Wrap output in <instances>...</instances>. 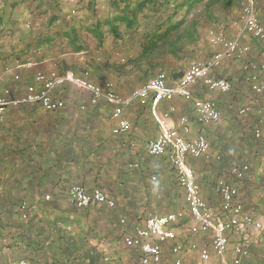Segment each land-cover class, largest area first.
Masks as SVG:
<instances>
[{"label": "crops", "instance_id": "crops-1", "mask_svg": "<svg viewBox=\"0 0 264 264\" xmlns=\"http://www.w3.org/2000/svg\"><path fill=\"white\" fill-rule=\"evenodd\" d=\"M243 2L0 0V95L24 94L38 72L73 71L95 82L111 81L120 95L130 98L134 89L160 71L183 74L187 65L176 60L186 55L185 50L193 61L223 50V45L203 43L202 24L207 17L211 34L238 38L250 50L244 57L224 58L210 71L231 81L229 92L208 89L202 82L192 86L194 97L216 103L220 119L199 122L193 100L180 96L174 102L163 100L158 110L168 113L169 125L186 138L204 135L209 141L206 153L188 158L208 204L219 210L218 182L231 181L239 187L245 210L264 223V143L249 138L253 127L254 136L264 137V92L252 89L256 97L244 99L246 87L234 82L236 71L243 79L247 73L237 62H264V38L245 32L244 23L235 17ZM256 9L264 24V0H256ZM260 73L264 82V70ZM179 77L172 81L168 76L169 83L175 84ZM54 94L65 100L63 108L47 110L38 103L10 106L0 119V264L15 259L42 264H140L136 250L124 243L121 219L143 224L149 212L180 209L169 204L175 197L169 183L179 184L168 155L148 152L149 140L160 133L150 105L129 99L124 116L132 128L117 134L113 128L118 121L104 100L92 104L89 94L71 83L57 87ZM178 101L192 106L180 108ZM182 115L189 117V131L180 121ZM237 163L250 165L243 179L231 174ZM153 176L161 181L156 188ZM76 183L102 188L116 201L115 207L74 205L69 189ZM23 202L28 204L25 218L20 210ZM178 230V240L186 245L201 238L210 243L208 235L185 237L181 226ZM242 240L250 248L242 264H264V228L232 233L230 257H235L234 245ZM172 242L163 243L168 263L174 258ZM197 257L190 249L182 253L184 264H195Z\"/></svg>", "mask_w": 264, "mask_h": 264}, {"label": "built area", "instance_id": "built-area-1", "mask_svg": "<svg viewBox=\"0 0 264 264\" xmlns=\"http://www.w3.org/2000/svg\"><path fill=\"white\" fill-rule=\"evenodd\" d=\"M244 31L257 37L264 38V24L260 21L256 0H246L243 7ZM2 23L0 22V29ZM213 44L223 45V50L215 52L205 60L193 61L180 79L171 84L168 74L160 71L157 75L134 89L130 98L120 95L111 81L95 82L89 78L76 74L73 71L58 73L52 71L48 74L38 72L35 82L27 86L26 92L19 96L10 94L0 95V119L4 111L10 106H19L28 103H38L47 110H58L65 106V100L56 97L54 91L64 83H71L76 88L85 91L90 96V102L98 105L104 100L112 108V117L117 119L113 132L120 134L131 130L132 124L124 116L129 99H137L142 105H150L151 112L160 126L157 137L148 142V152L154 156L168 155L169 161L175 171L178 184L184 190L186 210L178 209L167 213H149L145 222L129 223L126 218L121 219L124 243L140 252L141 264H163V243L173 241L171 251L174 258L170 263L184 264L182 253L186 249L195 251L198 257L195 264H209L213 256L223 257L231 247L232 233H247L249 230L262 231L264 223L253 214L245 210L244 204L239 200V187L235 183L221 179L218 188L222 197L220 209L216 210L208 204L201 194L200 185L196 180L195 170L188 161L189 156L200 157L207 152L209 141L204 135L195 138H186L179 130L169 125L168 113L158 110L163 100H172L177 96L192 99L195 115L199 122L210 123L220 119V110L210 98H197L193 96L192 86L202 82L211 90L229 92L232 83L225 77H214L210 71L217 67L224 58L244 57L250 50L238 38L228 39L223 34H213ZM246 80L254 91L264 92V82L260 80V70H264V62L246 61L243 64ZM16 78H19L16 75ZM85 105H82L84 108ZM244 109H242V112ZM181 123L185 131H189V117L182 115ZM259 135V131L256 133ZM250 169L248 163H237L231 168V174L237 179H243ZM156 179V176H153ZM47 197H49L47 195ZM69 200L78 207H87L94 203L106 204L115 207L116 201L110 198L102 188L88 189L76 183L69 189ZM23 218L28 216V204L20 205ZM188 220V231L193 235H208L209 244H202L196 240L184 243L178 240L180 223ZM235 257L230 264H242V259L249 256L250 248L246 240L234 246ZM10 264H42L27 259H15Z\"/></svg>", "mask_w": 264, "mask_h": 264}, {"label": "rangeland", "instance_id": "rangeland-1", "mask_svg": "<svg viewBox=\"0 0 264 264\" xmlns=\"http://www.w3.org/2000/svg\"><path fill=\"white\" fill-rule=\"evenodd\" d=\"M242 1H246V0H242ZM244 3V2H243ZM243 3H241V5H239L240 7H239V10H237L236 12H235V17L237 18V20L238 21H240V22H242V23H244V19H243V7H244V4ZM209 5V4H208ZM219 11H220V9H219ZM221 12V15H224V13L222 12V11H220ZM220 16V15H219ZM202 27H203V34H202V36H203V43H205V45L208 43V42H210V43H212V41H211V37H212V35L214 34H211V30H212V24L210 23V21H209V18H203V24H202ZM185 53H186V55L185 56H183V57H178V59L176 60V61H180V63H182V61L184 60L185 61V63H186V69L189 67V65L193 62V60H194V56H192L191 55V53H190V51L189 50H185ZM202 57V56H201ZM165 58V57H164ZM203 59H205L204 57H202V59L201 60H203ZM243 60V59H242ZM169 61H170V64H173V62H174V60H173V58L172 57H170V59H169ZM237 65H239L240 64V66H241V64L243 65V63H242V61H240V62H237L236 63ZM226 67H228V64H227V66H224V69H226ZM240 69V68H239ZM167 74H168V76H169V78L172 80V81H175V80H177V78L180 76H182L183 74L181 73V72H166ZM150 74V73H149ZM179 77V78H180ZM234 82L237 84V85H239V86H244V87H246V96L247 97H245L244 96V99H247V98H250V97H256V94L254 93V91L252 90V88H251V84L249 83V82H247L246 80H245V78L243 79V74H241V73H238V71H236V73H234ZM198 88V90L200 91V90H205L204 89V87H200V86H198L197 87ZM238 95V94H237ZM234 97H236V96H234ZM169 101V100H168ZM171 101H175V98L174 99H172V100H170L169 102H171ZM177 105L178 106H180V108H183V107H188V108H191V103H184L183 101H178L177 102ZM171 107L173 106L172 104L170 105ZM171 114V113H170ZM172 116H173V114H171ZM249 121V120H248ZM250 122V121H249ZM248 122V123H249ZM252 127V126H251ZM251 127H249L248 126V129H250ZM254 130H255V128L253 127L252 129H251V132H250V139H251V141H253V142H255L256 144H263L264 143V137H263V135H261V136H254V134H255V132H254ZM255 137H257V138H255ZM159 179L156 177V179H153L152 181L154 182V184H153V187H158L159 186V184L161 183V181H158ZM169 186H171L170 187V189H171V191H173L174 192V195H175V197L174 198H172L170 201H169V204L170 205H172V204H174V205H176V207H177V205H178V207H180V209H185L186 210V203H185V196H184V192H183V190L181 189V187H179V185H177V183H176V181L174 180V181H172V185H170V183H169ZM149 213H158V212H156V211H152V212H149ZM148 213V214H149ZM180 226H181V229L183 228V230H185V231H183V232H181L182 234L181 235H183L184 234V232H185V237H189V236H191L190 235V233H188V231H187V228H188V220H184V221H182V223H180ZM180 238V237H179ZM206 240L207 239H204V238H201V240L199 241V243H203V242H205L206 244H207V242H206ZM235 246V245H234ZM232 248V247H231ZM230 248V249H231ZM234 249V248H233ZM136 250V249H135ZM136 252H137V255L139 256V258H140V252L138 251V250H136ZM233 260V258L232 257H230L228 254H226L225 256H223V257H218V256H213V258H212V261L209 263V264H230L231 263V261ZM168 262V257H166L165 259H164V262H163V264L164 263H167ZM141 264V263H140Z\"/></svg>", "mask_w": 264, "mask_h": 264}, {"label": "trees", "instance_id": "trees-1", "mask_svg": "<svg viewBox=\"0 0 264 264\" xmlns=\"http://www.w3.org/2000/svg\"><path fill=\"white\" fill-rule=\"evenodd\" d=\"M204 1V0H203ZM208 1H211V0H208ZM212 1H215V0H212ZM149 50V47H147V48H145V53H146V51H148ZM246 62V61H245ZM244 64V63H243Z\"/></svg>", "mask_w": 264, "mask_h": 264}]
</instances>
